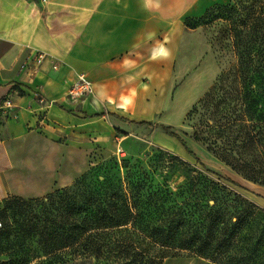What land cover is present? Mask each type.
<instances>
[{"label":"trees","instance_id":"trees-1","mask_svg":"<svg viewBox=\"0 0 264 264\" xmlns=\"http://www.w3.org/2000/svg\"><path fill=\"white\" fill-rule=\"evenodd\" d=\"M194 20L222 22L221 39L236 62L188 113L199 116L193 136L264 187V0H230ZM163 129L191 153L171 127ZM209 174L198 173L175 194L144 166L102 163L72 186L7 201L0 244L10 264H164L184 256L264 264V210L228 185L234 181Z\"/></svg>","mask_w":264,"mask_h":264},{"label":"crops","instance_id":"crops-1","mask_svg":"<svg viewBox=\"0 0 264 264\" xmlns=\"http://www.w3.org/2000/svg\"><path fill=\"white\" fill-rule=\"evenodd\" d=\"M227 3L0 0V202L71 186L103 133L153 123L166 105L186 21ZM38 53L47 60L31 75L26 65ZM80 74L93 93L74 103L66 92ZM38 94L54 104L40 105ZM162 141L183 154L182 144Z\"/></svg>","mask_w":264,"mask_h":264},{"label":"rangeland","instance_id":"rangeland-1","mask_svg":"<svg viewBox=\"0 0 264 264\" xmlns=\"http://www.w3.org/2000/svg\"><path fill=\"white\" fill-rule=\"evenodd\" d=\"M185 25L186 34L175 61L166 105L154 118L153 126L142 125L129 133L120 130L112 135L103 133L90 154L88 169L77 179L102 163H107L110 168L138 164L144 166L156 185L168 186L176 194L198 173L207 170L212 178L217 179L215 175H219L234 181L237 186L228 185L264 210V187L244 180L210 153L206 145L196 141L193 135L199 116L188 118V113L198 106L221 72L236 62L229 41L221 39L225 25L220 21L199 23L194 19L187 20ZM162 120L169 123L168 126H163ZM163 127H171L172 132L186 142L191 153L182 146L184 152L181 155L173 147L166 146L162 141L164 137L180 142L166 135ZM12 198L0 202V227L3 222L1 213ZM12 260L13 257L4 250V243L0 244V264H10ZM164 264L212 263L184 256L167 259Z\"/></svg>","mask_w":264,"mask_h":264},{"label":"built area","instance_id":"built-area-1","mask_svg":"<svg viewBox=\"0 0 264 264\" xmlns=\"http://www.w3.org/2000/svg\"><path fill=\"white\" fill-rule=\"evenodd\" d=\"M47 60V55L45 53H38L35 55L33 60L28 63L26 66L29 68V72L31 75H35L39 72L41 67L44 65V63ZM59 67L58 65L54 66V69L57 70ZM93 89L92 84L84 74L78 75L76 81L73 83V85L68 89L66 92V98L69 101H72L74 103L82 102L87 97L92 95ZM38 102L42 106H51L54 104V101H49L42 95H37ZM14 106L13 100L11 97H8L4 101V108L5 109H12Z\"/></svg>","mask_w":264,"mask_h":264}]
</instances>
